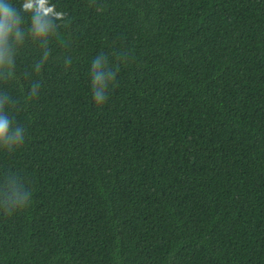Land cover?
Returning <instances> with one entry per match:
<instances>
[{
    "label": "trees",
    "instance_id": "trees-1",
    "mask_svg": "<svg viewBox=\"0 0 264 264\" xmlns=\"http://www.w3.org/2000/svg\"><path fill=\"white\" fill-rule=\"evenodd\" d=\"M48 3L0 47V264H264V0Z\"/></svg>",
    "mask_w": 264,
    "mask_h": 264
},
{
    "label": "clouds",
    "instance_id": "clouds-1",
    "mask_svg": "<svg viewBox=\"0 0 264 264\" xmlns=\"http://www.w3.org/2000/svg\"><path fill=\"white\" fill-rule=\"evenodd\" d=\"M30 13L32 31L37 36L47 34L48 25L44 21L45 17L54 16L62 19L63 13L55 11V5L49 6L48 0H23L20 8L13 6L11 0H0V47L6 45L9 39L20 40V25L23 22V14ZM99 74L96 83H100ZM102 96L99 92L95 95V101L99 103ZM9 122L6 118H0V141L8 138ZM17 139H21L17 137Z\"/></svg>",
    "mask_w": 264,
    "mask_h": 264
}]
</instances>
